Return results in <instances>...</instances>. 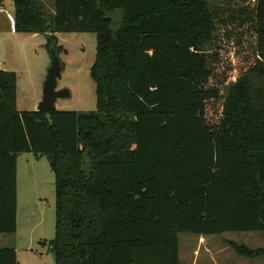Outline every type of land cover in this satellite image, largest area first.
<instances>
[{"label":"trees","instance_id":"obj_1","mask_svg":"<svg viewBox=\"0 0 264 264\" xmlns=\"http://www.w3.org/2000/svg\"><path fill=\"white\" fill-rule=\"evenodd\" d=\"M12 1L15 32L50 53L58 33L96 35L97 104L19 112L0 71V234L17 231L22 153L56 157L55 264H180V234L264 232V0H55L52 17Z\"/></svg>","mask_w":264,"mask_h":264},{"label":"rangeland","instance_id":"obj_2","mask_svg":"<svg viewBox=\"0 0 264 264\" xmlns=\"http://www.w3.org/2000/svg\"><path fill=\"white\" fill-rule=\"evenodd\" d=\"M236 0L232 6H253ZM43 11L55 14V0H39ZM62 72L57 91L69 96L57 99L58 111L92 112L96 110V87L91 69L96 58V35L92 33H58ZM43 34H16L14 5L6 0L0 7V65L17 75V110L37 111L44 97V85L52 65V55ZM264 86L257 80L255 88ZM262 86V87H263ZM17 231L0 234V248L14 247L18 264H55L51 245L55 238V174L48 156L22 153L17 158ZM180 264H264V259L249 260L239 256L228 245L232 241L251 249L264 248V232L224 233L208 236L179 235Z\"/></svg>","mask_w":264,"mask_h":264},{"label":"water","instance_id":"obj_3","mask_svg":"<svg viewBox=\"0 0 264 264\" xmlns=\"http://www.w3.org/2000/svg\"><path fill=\"white\" fill-rule=\"evenodd\" d=\"M52 65L44 85V97L37 111L51 112L55 110V104L58 98L69 96L67 91H57V78L62 72V64L56 52H52ZM1 71V67H0ZM51 162H55V155L48 156Z\"/></svg>","mask_w":264,"mask_h":264},{"label":"crops","instance_id":"obj_4","mask_svg":"<svg viewBox=\"0 0 264 264\" xmlns=\"http://www.w3.org/2000/svg\"><path fill=\"white\" fill-rule=\"evenodd\" d=\"M14 31H15V22H14ZM16 34H18V33H16ZM33 36H37V35H39V34H32ZM0 67H1V70H4V71H7L5 68H3V66L2 65H0ZM18 90V89H17ZM18 101V100H17ZM17 178H18V174H17ZM17 194H18V192H17ZM205 238L206 237H199V241H200V243H205L204 241H205ZM180 242V241H179ZM259 249V248H258ZM195 264V263H194Z\"/></svg>","mask_w":264,"mask_h":264}]
</instances>
